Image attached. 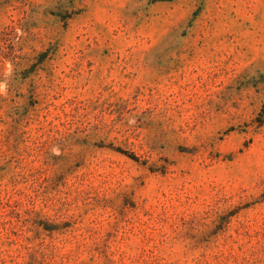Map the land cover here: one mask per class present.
<instances>
[{"label": "rangeland", "instance_id": "1", "mask_svg": "<svg viewBox=\"0 0 264 264\" xmlns=\"http://www.w3.org/2000/svg\"><path fill=\"white\" fill-rule=\"evenodd\" d=\"M0 264H264V0H0Z\"/></svg>", "mask_w": 264, "mask_h": 264}]
</instances>
